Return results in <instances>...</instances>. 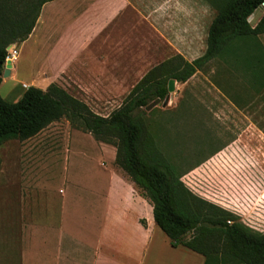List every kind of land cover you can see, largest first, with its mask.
<instances>
[{"label": "rangeland", "instance_id": "1", "mask_svg": "<svg viewBox=\"0 0 264 264\" xmlns=\"http://www.w3.org/2000/svg\"><path fill=\"white\" fill-rule=\"evenodd\" d=\"M35 2L0 0L4 21L7 22V17L16 19L26 6ZM260 14L259 7L254 15ZM51 17L52 12L45 14L44 26L25 46L23 43L13 45L11 51L16 52L12 59L14 70L11 77L2 75V99L18 101L24 91L23 84H29L30 78L42 67V57L49 49L44 41L45 33L54 29ZM134 24L139 26V31L133 36L125 35L118 41L117 48L103 50L100 46L94 51L109 61L103 62L99 75H109V71L117 69L121 84L97 90L89 83L82 92L65 75L61 80L64 90L87 103L99 116L107 117L119 108L146 73L177 56L174 47L150 34L141 22ZM187 29L186 41L177 40L171 44L191 62L206 49L207 17L198 25L189 17ZM11 51H7L9 57ZM228 70L229 66L214 60L186 83L175 81L172 100L166 107L163 108L161 102L149 112L145 108L140 110L157 148L186 174L195 169L209 150L234 142L236 146L264 147L261 131L264 129V92L259 93L252 87L248 74L239 69ZM228 101L236 103L238 108ZM114 159L113 146L95 140L65 119L51 124L30 140L4 143L0 147V264H20V231L24 226L36 224V199L42 197L43 191L48 195L46 198L55 202L64 197L70 208L65 221L71 227L86 226L87 205L104 182L98 166L105 165L116 175L126 178ZM256 159L260 161L264 157L259 153ZM262 216L263 211L254 203L245 216L236 217L245 226L258 227L262 225L260 221H264Z\"/></svg>", "mask_w": 264, "mask_h": 264}, {"label": "crops", "instance_id": "2", "mask_svg": "<svg viewBox=\"0 0 264 264\" xmlns=\"http://www.w3.org/2000/svg\"><path fill=\"white\" fill-rule=\"evenodd\" d=\"M218 2H48L42 6L31 34L22 43L25 46L35 37L38 29L45 24V14L52 12L51 25L54 29L51 33L47 31L44 38L49 49L42 57V67L30 78L29 84H23V88L34 86L45 90L52 83L63 87V75L82 92L89 83L97 90L121 84L117 69L109 71V75H99L103 62L109 61L94 51L100 46L103 50L117 48L118 41L125 35L133 36L139 31V26L134 24L139 22L147 27L150 34L174 47L176 54L185 60L180 49L171 43L186 41L189 17L195 20V25L202 24L207 17L208 30L216 15ZM260 10L259 16L255 17L253 13L248 18L251 27H255L263 16L264 5ZM207 11L211 12L207 14ZM259 40L262 43L264 34ZM13 70L14 62L8 77L12 76ZM255 88L259 93L264 92V88ZM228 102L238 108L236 103ZM261 131L264 133V129ZM234 144L207 151L195 169L185 174L181 181L201 199L233 215L245 216L254 203L264 213V159H256L259 153L264 157V147ZM98 168L104 182L87 205V225L83 228L76 229L65 221L70 208L64 197L55 202L46 198L48 195L44 191L42 197H37L36 224L24 226L20 231V264H204L201 255L184 247L171 246L170 239L153 220L152 207L127 177L116 175L105 165ZM193 174L196 176L193 177ZM260 222L262 225L258 224V227L246 225L253 231L264 233V221Z\"/></svg>", "mask_w": 264, "mask_h": 264}, {"label": "trees", "instance_id": "3", "mask_svg": "<svg viewBox=\"0 0 264 264\" xmlns=\"http://www.w3.org/2000/svg\"><path fill=\"white\" fill-rule=\"evenodd\" d=\"M51 1L36 0L16 19L7 17V22L0 9V84L6 48L28 38L42 6ZM262 5L264 0H219L204 53L191 62L177 55L150 70L107 117L93 113L55 83L45 90L27 87L16 102L0 96V147L12 140H29L65 119L115 148L114 164L152 207L153 220L172 247L201 255L204 264H264V233L253 231L235 215L193 194L181 181L186 172L160 152L140 111L156 99H165L169 80L184 84L214 60L231 71L248 74L252 87L264 88V46L259 40L264 34V13L255 27L248 23Z\"/></svg>", "mask_w": 264, "mask_h": 264}, {"label": "water", "instance_id": "4", "mask_svg": "<svg viewBox=\"0 0 264 264\" xmlns=\"http://www.w3.org/2000/svg\"><path fill=\"white\" fill-rule=\"evenodd\" d=\"M13 48V45H9L7 48H6V51H10L11 49ZM12 68V64L9 60H6L5 62V70H4V73H3V77H8L9 74H10V70ZM174 83L175 81L174 80H169L168 81V84H167V91H168V94L167 96L165 97V99L163 101H161L160 99H156L154 101H152L149 105H147L145 107V111L149 112L150 110H152L153 108H155L156 106H158L161 102V105L162 107H166L172 100V93L174 91Z\"/></svg>", "mask_w": 264, "mask_h": 264}, {"label": "built area", "instance_id": "5", "mask_svg": "<svg viewBox=\"0 0 264 264\" xmlns=\"http://www.w3.org/2000/svg\"><path fill=\"white\" fill-rule=\"evenodd\" d=\"M11 51V50H10ZM16 52L15 51H11V56L9 57V55H8V57L6 58V60H9L10 62H11V64H12V59L14 58V54H15Z\"/></svg>", "mask_w": 264, "mask_h": 264}, {"label": "bare ground", "instance_id": "6", "mask_svg": "<svg viewBox=\"0 0 264 264\" xmlns=\"http://www.w3.org/2000/svg\"><path fill=\"white\" fill-rule=\"evenodd\" d=\"M15 55V54H14Z\"/></svg>", "mask_w": 264, "mask_h": 264}]
</instances>
